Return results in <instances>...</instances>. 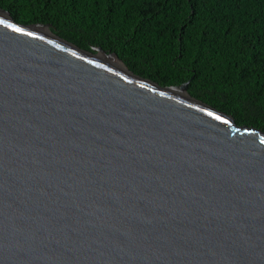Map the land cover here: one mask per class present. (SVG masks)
<instances>
[{"label": "water", "instance_id": "water-1", "mask_svg": "<svg viewBox=\"0 0 264 264\" xmlns=\"http://www.w3.org/2000/svg\"><path fill=\"white\" fill-rule=\"evenodd\" d=\"M50 27L0 9V264H264V131Z\"/></svg>", "mask_w": 264, "mask_h": 264}, {"label": "trees", "instance_id": "trees-1", "mask_svg": "<svg viewBox=\"0 0 264 264\" xmlns=\"http://www.w3.org/2000/svg\"><path fill=\"white\" fill-rule=\"evenodd\" d=\"M21 24L114 52L134 74L264 131V0H0Z\"/></svg>", "mask_w": 264, "mask_h": 264}, {"label": "bare ground", "instance_id": "bare-ground-1", "mask_svg": "<svg viewBox=\"0 0 264 264\" xmlns=\"http://www.w3.org/2000/svg\"><path fill=\"white\" fill-rule=\"evenodd\" d=\"M106 58L109 59V60H111L112 62H114L117 68H119V69H122L123 68V66L116 59L111 58V57H108V56H106Z\"/></svg>", "mask_w": 264, "mask_h": 264}, {"label": "rangeland", "instance_id": "rangeland-1", "mask_svg": "<svg viewBox=\"0 0 264 264\" xmlns=\"http://www.w3.org/2000/svg\"><path fill=\"white\" fill-rule=\"evenodd\" d=\"M37 24V23H36ZM33 25H35V24H33ZM41 30H44V28H41Z\"/></svg>", "mask_w": 264, "mask_h": 264}]
</instances>
